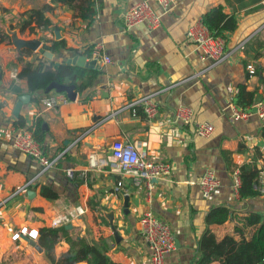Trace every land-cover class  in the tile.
I'll return each instance as SVG.
<instances>
[{"label": "crops", "instance_id": "0c3cea01", "mask_svg": "<svg viewBox=\"0 0 264 264\" xmlns=\"http://www.w3.org/2000/svg\"><path fill=\"white\" fill-rule=\"evenodd\" d=\"M137 1L94 0L95 14L88 21L52 0H0V36L6 32L10 38L8 31L15 30L20 38L40 39L44 47L64 41L57 53L48 49L52 58L26 49L19 60L18 53L25 48L17 50L11 39L0 40V264H50L43 251L28 242V236L12 240L11 235L23 226L37 231L42 226L58 227L52 225L54 217L75 210L80 214L66 223L71 225L67 229L90 241L101 238L114 264H150L149 246L139 226L145 211L163 219L173 233L175 249L166 255L165 264H195L206 229L217 239L227 234L238 238L232 214L223 224L206 225V216L214 207L225 206L239 217L257 212L264 219V193L241 200L232 177V171L244 164L264 165V119L254 114L247 119L229 118L239 84L257 90V97L264 85V0H176L171 10L161 14L156 28L149 30L141 23L128 30L123 12ZM149 2L161 13L155 0ZM45 4L52 7L45 12L50 26L42 31L37 26L33 32L30 26L24 27L27 11ZM216 5L237 18V27L225 40L230 55L209 66L185 32ZM34 25L32 22L31 27ZM96 43L102 45L111 63L96 61L92 67L68 63L77 55L93 59L91 50ZM37 56L76 69L77 84H87L74 89V100L64 93L67 102L47 108L42 100L63 92L52 89L32 95L24 79L12 78L11 72L19 73L25 62L35 65ZM145 94H154L158 104L153 118L146 117L139 105L128 106ZM22 95H29V100L15 117L14 105ZM181 105L194 110L193 122H211L213 133L200 137L194 133L193 122L173 123V110ZM20 118L18 124L22 122L23 127L17 126ZM38 119L46 156L66 152L33 186L10 197L39 169L34 158L12 146L13 134L19 128L33 127ZM86 129L88 134L73 144ZM119 139L135 145L149 160L170 164V174L152 180L150 187L135 186L131 178L110 165L111 145ZM90 158L98 165L92 166ZM68 168L74 172L72 177L66 174ZM208 169L215 172L220 186L204 198L198 182ZM118 182L122 185L116 189ZM40 186L57 196H41ZM253 230L246 228L247 234ZM67 249L62 239L54 252L59 255Z\"/></svg>", "mask_w": 264, "mask_h": 264}, {"label": "trees", "instance_id": "16d2710c", "mask_svg": "<svg viewBox=\"0 0 264 264\" xmlns=\"http://www.w3.org/2000/svg\"><path fill=\"white\" fill-rule=\"evenodd\" d=\"M52 2L66 5L79 17L88 21L92 20L95 14L94 0H52ZM51 8L50 5L45 4L41 8L27 11L28 19L24 22V27L30 26L32 32L37 26L43 29L49 27L51 21L45 16V12L51 10ZM200 19L211 35L222 37L225 40L227 34L233 32L237 27V18L232 14L225 13L222 5L211 7L202 14ZM32 22L35 25L31 27ZM0 40L10 41L9 35L5 32L0 36ZM60 45H64L63 40L55 41L52 45L45 46V48L57 53ZM23 52H28V50L19 51V60ZM76 72V69L67 63L56 65L53 60L37 56L36 64L25 62L22 70L17 73V77L26 81L27 90L33 95L36 91H44L51 82L63 85L73 84L75 90H81L87 83L78 85L79 75ZM93 75H91V78H93ZM256 99L257 90H247L245 85L239 84L232 97V103L237 109L248 111ZM33 101L38 103L37 99H33ZM20 120L22 121V118L17 120V126L23 127L22 122L18 124ZM28 129L32 130L33 137L41 145L40 120H36L33 127L31 126ZM261 169H264V165L262 168H258L251 163L240 167V186L237 191L239 199L242 200L260 194L257 178ZM39 194L49 198L57 196L46 186L39 187ZM231 214L237 221L234 233L238 235V238L227 234L221 239H217L209 229H206L199 240L198 258L195 264H209L213 261H219L220 264H264V219L259 213L249 212L239 217L229 208L217 206L208 212L206 225L223 224ZM247 227L254 228L251 234H247ZM62 239L67 242L68 249L56 255L54 248ZM36 242L50 264H78L80 262L114 264L107 255V246L101 238L97 241H90L84 236L72 235L71 230L67 229L65 225L40 227L37 231Z\"/></svg>", "mask_w": 264, "mask_h": 264}, {"label": "built area", "instance_id": "2783aa9c", "mask_svg": "<svg viewBox=\"0 0 264 264\" xmlns=\"http://www.w3.org/2000/svg\"><path fill=\"white\" fill-rule=\"evenodd\" d=\"M155 2L161 9V13H158L156 9L153 8L149 0H140L127 7L123 12V23L125 28L130 30L141 23L146 24L149 30L156 28L160 24L161 14L171 10L176 0H155ZM39 29L41 31L43 30L42 27H39ZM185 36L199 50L200 59L207 61L209 66H215L224 62L230 55V52L226 49L225 39L211 35L207 27L201 22V19L194 21L188 26ZM91 57L100 61L102 64H109L112 62L111 57L104 52L100 43H96L93 46ZM248 69L253 71L252 66H248ZM11 76L12 78L17 77L16 70L11 72ZM154 94L139 96L130 102L128 106L139 105L143 108L146 117L153 118L159 111L157 102L153 100ZM67 101L68 99L64 93H58L43 99L42 104L50 108L58 103H65ZM253 114L264 119V85L260 88L259 96L250 110H239L233 105L231 106L229 118L232 120L247 119ZM194 115L195 112L191 107L181 105L173 110L172 121L177 125H188L193 122ZM193 126L194 133L200 137H209L214 131V126L209 121H196L193 122ZM88 132L89 129L82 131L73 144L82 140ZM12 146L34 158L39 164V169L34 177L14 190L10 197L19 193H24L29 186H33L35 181L49 168L56 165L58 160L66 152L65 149L53 157L46 156L41 145L33 137L32 130L27 128H19L13 134ZM67 149H69V147ZM110 155L112 158L110 165L119 168L123 175L131 178L135 186L146 184L147 187H150L152 180L170 174V164L164 161H154L145 158L144 155L137 150L135 145L126 140L119 139L113 141L110 148ZM90 162L92 166H96L99 163L96 162L94 158H90ZM100 163L106 164L103 159L100 160ZM66 174L72 177L74 172L71 168H68ZM232 177L233 186L238 191V187L240 186L239 170H233ZM257 181L259 184V191L263 194L264 169L259 171ZM198 183L201 195L204 198L210 197L220 186V181L216 177L215 172L210 169L202 173ZM121 185L122 183L118 182L116 189ZM77 214H80L78 210H75V212L70 211L58 214L54 217L52 225L60 226L69 223ZM139 226L141 234L149 246V263L165 264L166 255L175 249L174 236L169 225L151 211H145L140 217ZM22 235H26L30 239L35 240L37 238V230L28 229L27 226H23L20 227L18 231L14 232L11 238L12 240H18Z\"/></svg>", "mask_w": 264, "mask_h": 264}, {"label": "water", "instance_id": "95a60500", "mask_svg": "<svg viewBox=\"0 0 264 264\" xmlns=\"http://www.w3.org/2000/svg\"><path fill=\"white\" fill-rule=\"evenodd\" d=\"M10 39L13 45L17 50L20 49H28L34 52H38L39 54H42L46 58H52L53 54L44 47L42 41L38 38H31V39H25L20 38L17 36V33L15 30H9ZM97 60L91 59L87 60L85 56L83 55H77L73 56L70 60H68V63H72L78 66H85V67H92ZM54 89L57 92H63L66 94L69 100H74L76 97V91L74 90V85H63L58 84L56 82H51L46 88L45 92H49L50 90ZM29 100V95H22L19 96L18 100L15 102L14 109H13V115L17 117L19 115V111L24 103H27ZM28 193H35L34 191L29 190ZM66 228H70V224L65 225ZM28 242L38 249L39 251H42L41 247L37 244V242L33 239L27 238Z\"/></svg>", "mask_w": 264, "mask_h": 264}]
</instances>
